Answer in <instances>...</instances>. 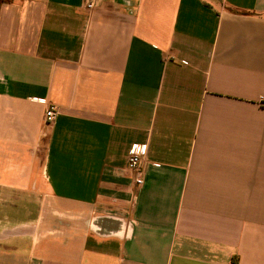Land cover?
Masks as SVG:
<instances>
[{"label": "crops", "instance_id": "crops-1", "mask_svg": "<svg viewBox=\"0 0 264 264\" xmlns=\"http://www.w3.org/2000/svg\"><path fill=\"white\" fill-rule=\"evenodd\" d=\"M262 96L264 0H0V264H264Z\"/></svg>", "mask_w": 264, "mask_h": 264}, {"label": "built area", "instance_id": "built-area-1", "mask_svg": "<svg viewBox=\"0 0 264 264\" xmlns=\"http://www.w3.org/2000/svg\"><path fill=\"white\" fill-rule=\"evenodd\" d=\"M95 2L96 0H84V8L86 10H93L95 8ZM40 103L46 106L43 116V122L45 126L49 127L54 123L57 117V109L52 105L46 104L44 100H40ZM257 104L260 108H264V96L259 98ZM145 154L146 145L134 144L131 145L127 151V168L135 172V185L138 187L143 185V177L145 173L143 163Z\"/></svg>", "mask_w": 264, "mask_h": 264}]
</instances>
